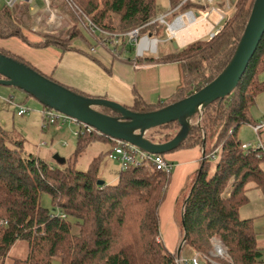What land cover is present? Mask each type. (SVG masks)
I'll return each mask as SVG.
<instances>
[{"label": "trees", "instance_id": "16d2710c", "mask_svg": "<svg viewBox=\"0 0 264 264\" xmlns=\"http://www.w3.org/2000/svg\"><path fill=\"white\" fill-rule=\"evenodd\" d=\"M253 1L235 0L234 11L212 37L198 38L161 58L181 65L182 85L175 92L154 104L134 93L133 104L128 108L139 112L154 110L190 95L211 81L233 55ZM49 2L51 8L66 16L64 26L56 31L39 32L40 40L31 41L25 34V30L34 32L28 5L0 4V39H17L35 49L54 47L66 51L76 50L72 46L75 40L90 46L79 23L93 36L96 34L101 43L133 29L143 35L161 26L156 0ZM168 5V11L174 15L197 3L168 0ZM0 53L43 74L9 49L0 46ZM263 70L264 32L235 88L207 105L199 123L194 116L186 138L170 151L193 147L203 150L196 169L186 176L176 195L173 218L180 240L185 231L181 249L186 248L189 257L195 254L206 257L209 264L228 263L208 254L213 250L215 237L226 248L232 264H263L254 219L239 215V209L248 203L249 184L264 193L261 167L264 122H255L249 114L256 95L264 92V80L259 79ZM100 110L115 115L109 109ZM242 124L258 126L253 130L256 143L245 148L237 136ZM178 129L179 124L174 121L146 132L145 136L154 143L164 142ZM96 138L110 143L94 132L79 133L75 154ZM170 152L159 155L167 160L165 155ZM101 159L94 157L85 171L77 170L74 163L48 164L31 153H23L22 139H13L0 126V264H5L17 240L26 241L27 254L14 257L11 264H178L176 251L171 252L160 237L159 210L172 170L165 172L145 159L138 165L119 167L114 183L98 184ZM43 194L49 196L50 207L41 204ZM73 226L78 228L77 233H73Z\"/></svg>", "mask_w": 264, "mask_h": 264}, {"label": "crops", "instance_id": "0c3cea01", "mask_svg": "<svg viewBox=\"0 0 264 264\" xmlns=\"http://www.w3.org/2000/svg\"><path fill=\"white\" fill-rule=\"evenodd\" d=\"M192 2L197 3V6L201 5L199 7H204L201 0ZM192 6H189L187 11H184L185 13L180 12L178 17L167 27V37L172 44L175 42L179 47L205 37L209 32L215 33L225 20L226 12L220 11L216 7H212L206 17L203 11L199 15L197 7V11H192ZM214 30L216 31L214 32ZM25 34L31 41H38L41 38L38 31L35 30L34 32L25 30ZM94 38L101 46H105V43L99 42L96 36ZM0 46L21 55L43 74L51 76L67 87L89 96L104 97L116 101L126 107L133 104L134 93H138L144 101L154 104L169 97L182 85V70L178 61L161 60L160 57H153V61H147L143 57L144 55L139 56L141 59L135 58L138 60L122 58L116 55L117 48L110 55L100 54L94 52L92 46L82 40L73 41L72 46L76 50L66 51L54 47L35 49L12 38L0 39ZM179 47H173V51ZM135 56L138 57L136 54ZM133 71L138 72L134 74ZM149 78H152L153 85L150 92L147 87L143 88L142 84L138 82L139 79L144 81ZM39 114L40 120H42L41 111ZM200 156L201 150L198 147L180 149L165 155L167 161L172 164L170 184L174 180L178 182L172 193L171 202L168 201L165 205L164 199L159 210L160 237L171 252L176 251L175 241L180 242V232L172 218L174 201L186 176L196 169ZM261 215L264 214L259 213L253 218L257 232V244L260 242L264 244V217H260ZM167 234L171 236L170 242L166 238ZM258 247L264 256V245H258Z\"/></svg>", "mask_w": 264, "mask_h": 264}, {"label": "rangeland", "instance_id": "374dc122", "mask_svg": "<svg viewBox=\"0 0 264 264\" xmlns=\"http://www.w3.org/2000/svg\"><path fill=\"white\" fill-rule=\"evenodd\" d=\"M194 1L196 2V0ZM201 1V4H204V7H199L201 5L190 6H192V11L198 10L199 15H201L203 11V14L206 17L212 10V7H216L220 11L226 12V20L235 9V0H212V2L205 0ZM0 4H3L1 0ZM156 4L159 12L157 20L159 23H161V26L157 25L154 29H152V31L148 30L146 33V35H149L151 38L155 37L157 39L156 49L155 51H144V58L160 57L161 59L163 58V55L173 51L174 47L166 33L168 24L179 15V11L174 15L171 13V11H168V0H156ZM30 6L33 8V10L29 8L31 18L36 21L35 23L33 21L34 25H32V27L35 31H38V33L56 31V29L65 25L66 16L60 12L57 13L58 16L54 22L49 21V13L46 9H44V0H33ZM161 17L164 19L160 20ZM79 27L84 36L88 39L89 44L92 46V49H94V52H99L100 54L107 53L110 55L114 52V49L117 48L118 51L116 55H119V57L128 59H141L139 58V55L136 54V46L134 43H132L126 37L117 39L114 38L113 40L107 41L105 46H101V44L98 43L94 38L96 34L93 36L91 32L80 23ZM215 31L216 30H214V32ZM205 37L207 38L209 36L207 35ZM135 54L138 57H136ZM136 72L138 71H133L134 74ZM259 79L264 80V70L259 74ZM151 80L152 78L146 79L144 81L139 79L138 82L142 84L143 88L147 87L150 92L153 86ZM10 97L12 98L10 99ZM19 105H23L28 108V111L22 116L17 114ZM42 110H44L43 105L39 103L34 97L26 94L24 91L14 87L0 85V126L9 132L13 139H22L23 153H31L33 156L39 157L44 162L52 165L55 164L57 166H65L74 163L75 168L80 171H85L94 157L101 156L102 159L98 169V176L106 183H114L116 181L117 172L120 166L116 160H112L107 157L106 153L111 148L109 142L103 138H96L91 140L78 154H75L76 135L74 133L76 130H78L79 125L72 122L69 118H65V120H63L61 114L60 118L55 123L46 124L40 120L39 112ZM249 114L255 122H264V92H260L256 95L254 104L249 108ZM154 128H151L148 131L150 132ZM237 136L241 143H256V136L250 124H242L239 126L237 130ZM261 167L264 169V162L261 163ZM177 184L178 182L174 180L172 184L169 185L166 191L165 205H167L168 201L171 202L172 193ZM248 187V203L239 209V215L241 218H254L255 216L259 215V213L264 214V193L260 192L256 188H252V184H249ZM41 204L50 207V198L48 195L43 194L41 196ZM262 216L264 217V215H261L260 217ZM72 231L73 233H77L78 228L73 226ZM166 238L169 240V242L171 241V236L168 234L166 235ZM175 242L176 243L174 244L177 246V251L179 241L178 243L177 241ZM258 245L262 246L264 244L260 242ZM224 249L226 251L225 247ZM27 250L28 247L26 241L17 240L9 250L5 264H11V261L14 257H25ZM210 252H214V247L213 250L208 252V254H210ZM187 256L189 257L187 249H181L179 258H185ZM210 257L213 259L219 257V259L226 260L228 262L227 264H232L227 252L226 256L220 255ZM200 264L209 263L208 260L201 258Z\"/></svg>", "mask_w": 264, "mask_h": 264}, {"label": "water", "instance_id": "95a60500", "mask_svg": "<svg viewBox=\"0 0 264 264\" xmlns=\"http://www.w3.org/2000/svg\"><path fill=\"white\" fill-rule=\"evenodd\" d=\"M263 32L264 0H254L234 53L225 67L197 91L150 111H133L104 97L81 95L2 53L0 85L18 88L34 97L43 106L90 126L101 135L128 142L147 153L164 154L174 150L186 138L194 116L199 123L201 113L207 105L224 98L235 88ZM173 46L179 47L175 42ZM101 108L109 109L115 115L104 113ZM174 121L179 124V129L172 138L154 143L145 136L149 129ZM102 182V179L97 181L98 184ZM184 239L185 231L178 244L177 258Z\"/></svg>", "mask_w": 264, "mask_h": 264}, {"label": "built area", "instance_id": "2783aa9c", "mask_svg": "<svg viewBox=\"0 0 264 264\" xmlns=\"http://www.w3.org/2000/svg\"><path fill=\"white\" fill-rule=\"evenodd\" d=\"M1 1L3 4H5L8 7H13L15 5L27 4L31 10L33 9L30 6V4L33 2V0H1ZM190 1H194V0H190ZM205 1L212 2V0H205ZM49 3H50L49 0H44L45 9L49 13V21L54 22L56 17L58 16L57 15L58 11L55 8H51ZM163 19H164L163 17L160 18V20H163ZM214 34L215 33H208V36L212 37ZM124 37H126L132 43H134V45L136 46V54L139 56L143 55L144 51H146V50L155 51V49H156V39L151 38L149 35H146V34L140 35L138 32V29H133L129 32L121 34L120 37H114V38L117 39V38H124ZM27 111H28V108H26L23 105H19L18 110H17V114L23 115ZM55 113L53 110H51L49 108L42 110L41 111L42 121L46 124H47V122L48 123H55L60 118V116L62 115V114L60 115V113H58V114L57 113L55 114ZM61 117L63 120H65V118L68 119V117H66L64 115H62ZM70 120L79 125L78 130H76L74 133L75 135H77L79 133H89V132H94L97 135H101L100 133H98L96 130H94L90 126L76 122L73 119H70ZM257 128H258V126L252 127V129L254 131H256ZM101 136L108 139L111 144L113 143L111 145V148L107 152V157L112 159V160H116L119 163V166L121 169H124L129 165H138L141 163V161L148 159V160L152 161V163L158 169L164 170L165 172H169L170 170H172V164L169 161L165 160L159 154L147 153V152L139 149L138 147H136V146H134L128 142H125L122 140H117V139H112V138L106 137L104 135H101ZM248 145H250V143H242L243 148L247 147ZM212 244L214 247V252H210V254H209L210 256H220V255L226 256V251H225L224 246L222 245L220 239L213 238ZM205 258H203V259H205ZM200 259L201 258L197 254H195L189 258H179L178 257L177 263L178 264H200Z\"/></svg>", "mask_w": 264, "mask_h": 264}]
</instances>
